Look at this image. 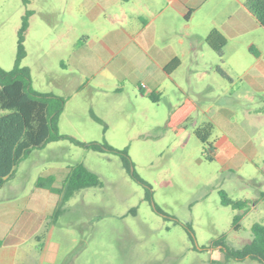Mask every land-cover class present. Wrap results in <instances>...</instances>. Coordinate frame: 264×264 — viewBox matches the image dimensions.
I'll return each instance as SVG.
<instances>
[{"label":"rangeland","instance_id":"rangeland-1","mask_svg":"<svg viewBox=\"0 0 264 264\" xmlns=\"http://www.w3.org/2000/svg\"><path fill=\"white\" fill-rule=\"evenodd\" d=\"M78 2L0 0V67H14L18 29L30 11L21 66L28 69L35 91L65 100L57 123L63 136L32 149L19 161L4 187L12 186L4 190L0 202L9 196L21 201L34 191L38 177L51 175L60 186L69 168L81 163L98 175L101 186L76 191L57 216L44 221L39 233L50 226L53 238L63 241L64 247L72 244L78 264H117L124 259L126 264H261L249 258L226 262L222 244L241 248L252 238V224L264 223V199L257 195L264 190V160L224 169L216 159L207 158L204 143L195 134L210 123V140L216 138L220 131L212 117L220 107L235 123L249 126L245 108L259 99L231 94L225 80L220 85L216 70L219 66L234 74L236 66L219 62L189 67L184 85L196 108L185 131L177 135L167 119L171 106L185 99L178 90L154 91L159 99L153 102L145 95L153 90L141 92L145 80L139 67L97 60L94 74L84 78L67 64L87 39L82 32H89V40L98 45L91 35L96 27H90ZM262 127L264 137V122ZM66 136L125 149L129 168L116 151L87 148ZM261 151L264 154V145ZM221 189L247 204L239 209L222 205ZM235 214L240 216L237 229ZM69 237L77 241L67 244L64 239Z\"/></svg>","mask_w":264,"mask_h":264},{"label":"crops","instance_id":"crops-1","mask_svg":"<svg viewBox=\"0 0 264 264\" xmlns=\"http://www.w3.org/2000/svg\"><path fill=\"white\" fill-rule=\"evenodd\" d=\"M78 5L90 27H96L91 35L98 43L89 40V32H82L87 39L69 58L67 64L77 68L84 78L94 74V61L113 60L115 64L139 67L144 89L159 93L176 89L192 100L184 85L189 67H210L219 62L236 66L232 68L234 74L218 77L220 85L225 80L231 94L244 93L259 102L245 108L247 128L235 123L225 107L212 117L220 131L213 139L215 159L224 169L264 160V27L246 8L245 0H79ZM212 29L226 40L221 56L206 42ZM173 61L174 68L166 70ZM206 85L210 89V84ZM6 181L0 187V196L12 186L4 187ZM54 185L58 186L56 181ZM257 195L264 199V190ZM3 199L0 264H78V253L68 244L76 242V237L64 239L68 244L64 247L63 241L52 237L50 226L39 234L44 221L60 213L55 214L58 194L35 186L21 201L14 196ZM117 264H126V260Z\"/></svg>","mask_w":264,"mask_h":264},{"label":"trees","instance_id":"trees-1","mask_svg":"<svg viewBox=\"0 0 264 264\" xmlns=\"http://www.w3.org/2000/svg\"><path fill=\"white\" fill-rule=\"evenodd\" d=\"M246 8L256 17L261 26L264 27V0H245ZM26 11L21 25L18 29L16 56L14 67L4 70L0 67V187L12 175L19 161L28 155L32 149L43 147L49 141L57 140L63 135L58 133V118L63 110L65 100L61 96L51 93H40L31 87L30 75L26 67L21 66V60L26 55L24 48V33L28 26ZM208 45L219 55H222L226 43L223 35L216 29H212L206 36ZM251 51L257 53L251 48ZM176 61L166 67V70L174 68ZM216 70L225 75L218 66ZM143 92L142 87L140 88ZM153 102H157L159 94L149 91L145 94ZM196 108L195 103L185 98L178 106L171 110L167 119V126L177 135L186 129V122L191 112ZM196 136L204 143V150L208 159H215L216 145L210 140L212 125L210 123L198 127ZM65 136V135H64ZM72 142L87 148L99 150L106 148L116 151L121 155L122 161L129 168L130 161L125 149L115 150L111 146L102 143H84L72 137L66 136ZM138 180L139 177L132 173ZM53 176L38 177L36 187L45 188L59 195L55 214L61 211L63 204L68 201L76 191L91 187L101 186L98 175L79 163L71 166L60 186L54 185ZM220 203L232 208H242L247 204L244 200L231 199L224 190H219ZM240 216H233V227H239ZM187 229L191 227L185 225ZM252 238L249 243L241 248L234 249L223 245L225 261L254 259L264 264V223L255 222L251 228Z\"/></svg>","mask_w":264,"mask_h":264},{"label":"built area","instance_id":"built-area-1","mask_svg":"<svg viewBox=\"0 0 264 264\" xmlns=\"http://www.w3.org/2000/svg\"><path fill=\"white\" fill-rule=\"evenodd\" d=\"M144 86H145L144 84L141 85L142 88H143Z\"/></svg>","mask_w":264,"mask_h":264}]
</instances>
